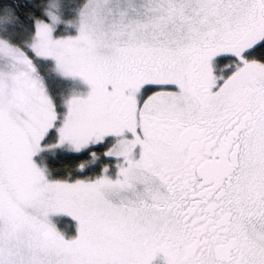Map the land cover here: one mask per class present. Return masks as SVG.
<instances>
[{
  "label": "snow or ice",
  "instance_id": "obj_1",
  "mask_svg": "<svg viewBox=\"0 0 264 264\" xmlns=\"http://www.w3.org/2000/svg\"><path fill=\"white\" fill-rule=\"evenodd\" d=\"M0 264H264V0H0Z\"/></svg>",
  "mask_w": 264,
  "mask_h": 264
}]
</instances>
